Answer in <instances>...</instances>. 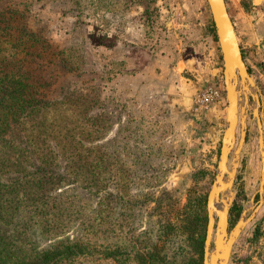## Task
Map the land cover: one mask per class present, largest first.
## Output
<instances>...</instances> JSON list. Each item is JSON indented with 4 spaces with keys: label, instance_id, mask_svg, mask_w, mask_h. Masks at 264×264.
Listing matches in <instances>:
<instances>
[{
    "label": "rangeland",
    "instance_id": "374dc122",
    "mask_svg": "<svg viewBox=\"0 0 264 264\" xmlns=\"http://www.w3.org/2000/svg\"><path fill=\"white\" fill-rule=\"evenodd\" d=\"M223 3L247 79L234 82L236 120L217 182L229 187L214 212L226 213L231 234L226 264H264V0ZM0 31L8 38L0 49L15 46L28 77L42 81L40 96L86 101L46 119L78 126L79 150L95 161L84 174L98 180L96 194L81 180L61 184L57 194L77 201L64 235L13 238L36 251L62 239L88 245L89 254L56 264H202L206 199L230 110L205 1L0 0ZM190 57L192 70L180 62ZM190 81L200 86L192 114ZM207 88L217 97L194 108Z\"/></svg>",
    "mask_w": 264,
    "mask_h": 264
},
{
    "label": "trees",
    "instance_id": "16d2710c",
    "mask_svg": "<svg viewBox=\"0 0 264 264\" xmlns=\"http://www.w3.org/2000/svg\"><path fill=\"white\" fill-rule=\"evenodd\" d=\"M7 39L0 31V42ZM8 46L0 49V264H56L82 250L89 254L88 245L77 238L62 239L36 251L13 236L24 239L34 231L45 239L64 235L77 213L70 206L77 201L57 194L62 183L81 180L91 194L98 193L93 190L98 180L84 174V167L89 169L95 161L88 158L91 149L79 150L78 126L62 118L51 125L46 119L49 112L62 116L60 107L65 104L78 109L86 101L74 92L59 100L44 99L37 92L42 81L28 77V62L19 57L20 50ZM81 152H88L86 159L76 155Z\"/></svg>",
    "mask_w": 264,
    "mask_h": 264
},
{
    "label": "water",
    "instance_id": "95a60500",
    "mask_svg": "<svg viewBox=\"0 0 264 264\" xmlns=\"http://www.w3.org/2000/svg\"><path fill=\"white\" fill-rule=\"evenodd\" d=\"M204 1L208 9L211 26L214 31V35L216 38V43H217V47L219 51L222 78H223V86H224V90L226 93L227 111H228V107H231V104L233 103V100H231V97L229 98V96L227 95V86H229V84H231V82L233 81V79H231V77L229 76H232L234 71H236L238 74L240 73V71L242 70V65H243L242 58H241V54L239 52L238 46L235 45L233 41V38L236 39V37L233 31L232 25L230 23L229 17L227 15V11L223 3V0H204ZM233 59L235 61H233ZM235 79H239V81L241 82L240 77L236 76ZM228 129H229V121L226 117V128L222 135L220 151H219L217 175L219 172L220 160L222 161L226 160V151L228 150V145L225 143L223 137ZM216 178L217 176H215L214 178V183L212 184L210 188V191L207 195V199L209 195L212 193L213 187L214 186L217 187ZM222 184H223L222 187L217 189V192L213 194L214 202L217 198L218 193L223 192L229 187V182L226 184L224 183ZM207 199H206V202H207ZM212 214L215 215L214 229H213ZM207 219L208 221H207V226L204 231V241H203V248H202V264H218V263L222 264L223 262L226 261V259H228V256H226V252H224L223 246L225 245L227 247V243L230 240L231 234L227 236L226 231H225L223 240L221 241V239H217L218 219L216 217V213L213 211L211 213V217L208 216ZM225 229H226V226H225ZM211 234H213L212 242H211ZM230 245H231V242H230ZM229 249H230V246H229ZM220 252H224V253L220 254ZM205 256H207L206 261H205Z\"/></svg>",
    "mask_w": 264,
    "mask_h": 264
},
{
    "label": "bare ground",
    "instance_id": "6f19581e",
    "mask_svg": "<svg viewBox=\"0 0 264 264\" xmlns=\"http://www.w3.org/2000/svg\"><path fill=\"white\" fill-rule=\"evenodd\" d=\"M233 36V34H232ZM233 41H234V44L237 45L236 43V39L233 38ZM233 61H235L233 59ZM238 76L240 77L241 79V82L243 81V78L246 77L247 79V76H246V73H245V69H244V64L242 65V70L240 71V73L238 74L236 71L233 72L232 76H229L231 77V79H233V81L231 82V84H229V86H227V95L229 96V98L231 97V100H233V103L231 104V107H230V110H229V129L226 131L225 135H224V141L225 143L228 145V142L231 140L232 138V134H233V129H234V125H235V114H234V111H235V100H236V97H235V93H234V82H235V77ZM245 80V79H244ZM225 146V144H224ZM228 153V150L226 151V155ZM221 161V165H220V168H219V171H220V175L218 178H216V184H217V188L214 186L213 187V191L212 193L209 195L207 201V207H208V212H209V215H211V213L213 211H215V208H214V199H213V194L215 192H217V189L218 188V183L217 182H220L221 180V174L223 172V167H224V164H225V161L226 160H220ZM216 213V216H217V219H218V225H217V239H221V241L223 240L224 238V235H225V226H226V213L225 212H215ZM209 241V239H208ZM230 241V240H229ZM229 246H230V243L228 242L227 243V247L224 245L223 248H224V252H226V256L229 255ZM224 252H220V254H223ZM207 259V256H205V261ZM227 261V259H226ZM225 261V262H226ZM225 262H223L222 264H225ZM219 264V263H218Z\"/></svg>",
    "mask_w": 264,
    "mask_h": 264
},
{
    "label": "crops",
    "instance_id": "0c3cea01",
    "mask_svg": "<svg viewBox=\"0 0 264 264\" xmlns=\"http://www.w3.org/2000/svg\"><path fill=\"white\" fill-rule=\"evenodd\" d=\"M257 1V0H256ZM188 15V14H187ZM193 16H195V14L193 13ZM188 17H189V15H188ZM245 44L247 45V47H250V45L247 43V42H245ZM206 49V48H205ZM242 49H244V48H241V52H242V54H244V51H242ZM207 50V49H206ZM255 50H258V48H256ZM203 53H204V50H203ZM250 52L248 53V57L250 58ZM202 57H203V55H202ZM245 60V59H244ZM185 67H187L188 69L190 68V70H192V69H194L195 67H196V61L194 60V57H190V59H187V58H185V59H183V60H181L180 61ZM205 65H204V67L206 66V63H204ZM198 70V69H197ZM202 70H204V69H199V73L200 72H204V71H202ZM194 85H196V87L197 88H199L200 86L199 85H197V83L195 82V83H193V81H190V114H192V110H191V108H192V100H193V96H194V94L196 93L195 92V89H196V87L194 86Z\"/></svg>",
    "mask_w": 264,
    "mask_h": 264
},
{
    "label": "built area",
    "instance_id": "2783aa9c",
    "mask_svg": "<svg viewBox=\"0 0 264 264\" xmlns=\"http://www.w3.org/2000/svg\"><path fill=\"white\" fill-rule=\"evenodd\" d=\"M263 64H264V56H263ZM216 97H217L216 92H214L210 88H207L203 92L198 94V96L195 98L193 104L194 108H202L204 106H207V104L210 101L214 100Z\"/></svg>",
    "mask_w": 264,
    "mask_h": 264
}]
</instances>
